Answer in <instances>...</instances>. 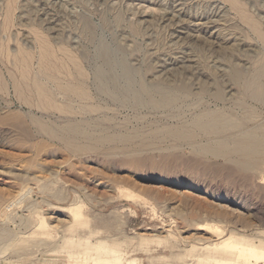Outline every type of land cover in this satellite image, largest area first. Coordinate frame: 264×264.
<instances>
[{
  "label": "rangeland",
  "instance_id": "374dc122",
  "mask_svg": "<svg viewBox=\"0 0 264 264\" xmlns=\"http://www.w3.org/2000/svg\"><path fill=\"white\" fill-rule=\"evenodd\" d=\"M238 2L0 0V264H95L102 242L122 264L255 262L237 246L264 249V152L249 168L146 139L203 107L264 127V100L228 72L264 61V0ZM76 67L88 83L82 101L70 87ZM157 76L194 95L151 102L144 86L155 89ZM215 80L223 104L202 92ZM72 123L93 136L67 141L59 133ZM118 133L133 134L98 141ZM147 140L156 149L134 148Z\"/></svg>",
  "mask_w": 264,
  "mask_h": 264
},
{
  "label": "bare ground",
  "instance_id": "6f19581e",
  "mask_svg": "<svg viewBox=\"0 0 264 264\" xmlns=\"http://www.w3.org/2000/svg\"><path fill=\"white\" fill-rule=\"evenodd\" d=\"M228 1L233 5L232 6L233 8L234 7L237 8L239 6L238 3H241V2H238V0H227V2ZM237 9H239V8H237ZM237 11H239V10H237ZM241 11L244 12L245 9L241 10ZM8 12H9V10H8ZM245 14L249 15L248 12L247 13L244 12L243 15H245ZM6 18H7V16H6ZM245 18H247V17H245ZM253 20H255V19H252V22H253ZM6 21L7 20H5V22ZM246 21L249 22V19ZM255 22H256V20H255ZM4 25H6V24H4ZM257 25L258 24H256V26ZM7 26H8V24H7ZM253 26H254V24H253ZM255 27L252 29L256 30ZM262 29L263 28H261V30ZM261 30H259V31H261ZM262 39H263V37H262ZM263 42H264V40H263ZM61 49H63V48H61ZM63 51L64 50H61V53L64 54ZM65 51H67V50H65ZM67 55H69V54H67ZM43 58H44V56H43ZM66 58H69V57H66ZM71 60H73L72 57H71ZM71 60L69 59V62ZM77 63H79V62H77ZM233 64H235V63H233ZM73 65H75V64H73ZM75 66H77V65H75ZM79 67H83V66H79ZM79 67H76L75 70L71 73L72 74L71 78L73 79L72 80L73 85L70 87L72 88L71 92H73L76 96H78V98H80V100L82 101V100H86L87 97L89 96V94H86L84 92L85 89L82 90V88L84 86L86 87V84H88V83H86L85 78H83L81 68H79ZM24 69H25V67H24ZM83 69H84V67H83ZM70 70H72V69H70ZM228 72H229L230 78L233 81H235L236 83H241L240 85H241L242 93L245 96L249 95L254 99L264 100V61L260 62L259 65L255 69L252 70V72H248L246 69L241 70L239 68L238 64L236 66L235 65L231 66L230 71H228ZM85 75H86V73H85ZM157 77H158L157 78L158 81H156L157 83H155V84H157L155 89H152L151 86H153L154 84H152L151 81H150L151 83L150 82L149 83L152 85L149 86V84H148V85L144 86V93H146V97L148 96V98H150L151 102H154V98H152L151 94L153 95V97H155V95H157V96L159 95L160 98L158 99L159 96L156 98V99H158V100H156L157 104L159 103L160 105L167 106V107L173 106V105L175 106L176 104H178L181 100H183L185 98L191 99L190 97L194 95L192 88L190 87V85L186 81H183L180 84H171V83H168L164 77H161V76H157ZM0 82H1V80H0ZM215 85H216V87H210L208 85H205L204 88L202 89V92L207 94L208 96H211L215 100L216 103L222 102V104H223V102L226 99H225L224 89L222 88V83L218 80H215ZM16 89H18V88H16ZM38 91H39V94H44V96H46L45 93H43L40 88H38ZM90 98H92V96L89 97V99ZM80 100H79V102H80ZM204 104H206V103H204ZM230 113H232V112L227 113V110L222 109V108L221 109H212L210 107H203V109L200 110V112L196 113L195 116L191 118L192 120L186 121V122H180L181 120H179V118H178L179 123H178V120L176 119L177 123H175L174 125H172L173 123H170L171 125L164 124L163 127L161 126V127L156 128L155 130H151V132L149 133V137L147 136L146 139L149 138V140L153 139L156 141L159 140L161 142H170L171 144L166 147V149H169V150H177V151L178 150H184L183 149L184 146L191 145V147H189V148H191L192 152L198 153L200 155L203 154V155H207V156L208 155L209 156H224V157L228 158L229 161L235 160V157H237L239 159L244 158L245 161L247 162V165L250 164L249 168H251V166H253V164L255 162L254 160L264 152V127H261L259 125L260 127L258 126V128H256L257 126H255L254 127L255 129H252L253 127L251 129L245 128L244 124L247 121H245V119L237 120L236 118L233 117V115L235 116V114L233 113L232 115H230ZM249 116H251V115H249ZM5 120H7V117H0L1 122L5 121ZM247 120H248V118H247ZM248 122H249V120H248ZM78 125L77 124L74 125L72 123L71 125L66 126L64 130H61V132H60L61 134L59 133V135H61L62 137L64 136V139H67V141H69V142L73 141V139H77L75 137L82 136V138H83V135H85V132H83L82 129H84V128L81 129L80 125L79 126ZM82 127H84V126H82ZM66 131L69 132L71 134V136L65 135ZM234 131L237 132L235 135L232 134V132L235 133ZM86 134H88V133H86ZM131 134H133V133H131ZM131 134L130 133L129 134H119L118 133L116 135H105L102 137L99 135V138L98 137L97 138H98V141L100 143H105V144L111 143L113 141H119V142L126 141V142H128L131 139ZM136 135H138V133ZM85 136H87V135H85ZM92 136H87V137L90 138ZM199 136H202V137L204 136L205 139L207 138L208 140H206V142L203 141V143H198L197 138H199ZM87 137H86V140L89 139ZM80 139H81V137H80ZM82 140L84 142V139H82ZM82 140H80V142ZM93 140H94V142H96L97 139L96 140L93 139ZM149 140L144 141V143L140 144L139 147L137 145H135L134 148L138 149V150H143L144 148L146 149L148 147L150 149H156V148H154V145H157V144H155L154 142H149ZM90 141L91 140H89V142ZM74 142H76V140ZM83 142H81V143L83 144ZM119 142H117V143H119ZM81 143L79 145H81ZM91 144H93V141H91ZM69 145H70V143H69ZM75 145H76V143H75ZM93 146L96 147L97 145L95 146V143H94ZM93 146H91V149H94ZM101 146H103V145H101ZM124 146H126V143ZM86 148L88 149L89 147L86 146ZM75 149L78 150V148H75ZM80 149L82 150V147ZM80 149H79V151H80ZM157 149H159V151L160 150L162 151V150H165V147H157ZM106 150L107 149H105V151ZM109 153H111V151ZM233 162L236 164L239 163L237 161H233ZM2 212H3V210H2ZM237 248L240 251L241 256H243L245 258H247V257H254L255 258L254 263H250L249 261L246 260V261H243V262H240L237 264H264V262L261 263V261H264V249H258L253 245H242V246H237ZM87 254H89V253H87ZM94 262H95V264H122L121 257L119 256L117 251L108 247L103 242L100 243L95 248ZM126 264H138V263H137L136 259H131V260L127 261Z\"/></svg>",
  "mask_w": 264,
  "mask_h": 264
}]
</instances>
